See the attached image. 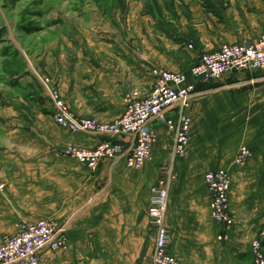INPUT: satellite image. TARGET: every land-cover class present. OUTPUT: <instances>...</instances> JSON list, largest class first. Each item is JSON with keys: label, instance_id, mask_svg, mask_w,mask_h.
I'll use <instances>...</instances> for the list:
<instances>
[{"label": "crops", "instance_id": "obj_1", "mask_svg": "<svg viewBox=\"0 0 264 264\" xmlns=\"http://www.w3.org/2000/svg\"><path fill=\"white\" fill-rule=\"evenodd\" d=\"M116 20L91 21L51 53L29 60L23 74L12 76L14 97L0 102V236L15 232L21 221L44 217L66 226V247L44 251L40 264H150L156 241L147 210L150 187L169 162L172 136L155 121L158 139L141 169L119 158L102 159L92 170L62 150L91 148L110 137L55 124L38 77H49L77 116L111 121L124 110L125 92L153 85L154 68L185 72L191 80L189 67L202 53L264 32V0H174L160 16L132 5L123 22ZM217 82L198 83L188 109L197 112L194 97L209 94L227 128L237 129L229 143L245 144L252 154L236 167L234 150L227 157L215 150L223 145L216 130L208 132L212 150L204 149L203 132L189 134L185 156L173 161L176 176L165 212L167 250L179 264L251 262L250 241L264 227V78L242 71ZM215 168L229 169L232 178L235 223L226 239L218 237L222 225L210 218L203 179Z\"/></svg>", "mask_w": 264, "mask_h": 264}, {"label": "built area", "instance_id": "obj_2", "mask_svg": "<svg viewBox=\"0 0 264 264\" xmlns=\"http://www.w3.org/2000/svg\"><path fill=\"white\" fill-rule=\"evenodd\" d=\"M189 48L191 43L187 45ZM249 71L264 78V32L254 39L221 43L216 50L202 53L189 67L188 79L185 72L154 68L153 85L146 90L130 89L125 92L124 110L111 121H100L90 117H79L65 102L57 88L45 78L38 77L43 89L52 102V120L73 133L103 134L110 139L101 140L91 148L68 145L62 150L94 170L102 159L124 158L126 166L141 169L151 159L158 136L155 121L166 126L172 143L170 158L162 175L150 187L152 195L148 206L150 222L156 229L155 245L150 264H179L177 256L168 252L169 230L165 224L166 205L169 191L176 176L173 161L183 158L190 140L191 117L187 113L189 100L195 95L200 82L221 80L228 74ZM173 111L172 114H168ZM113 137H129L127 144ZM232 163L243 165L251 150L245 144L239 145ZM209 194L210 218L222 225L218 235L226 239V233L234 225V216L229 205L231 172L226 168H215L204 173ZM3 184L0 183V189ZM12 234L0 237V264H40L44 251L65 248L67 235L65 222L54 217L36 221H21ZM264 227L250 241L253 264H264L262 248ZM133 264H141L135 262Z\"/></svg>", "mask_w": 264, "mask_h": 264}, {"label": "rangeland", "instance_id": "obj_3", "mask_svg": "<svg viewBox=\"0 0 264 264\" xmlns=\"http://www.w3.org/2000/svg\"><path fill=\"white\" fill-rule=\"evenodd\" d=\"M173 1L0 0V102L4 97H14L15 88L9 85L12 76L23 74L26 63L29 60H37L42 55L54 51L57 46L63 43V37L69 38L73 34L75 35L76 30L86 28L91 21L96 23L99 18L118 19L123 22V15L132 5L139 6L145 13H154L160 16L165 14L168 2ZM41 78L47 79L50 83L49 77ZM217 81L213 80L210 82L218 83ZM54 87L57 88L56 86ZM194 98L200 103L198 111L193 114L187 108V113L192 121L190 135L192 136L196 132H203L206 135L205 141H207L204 149L212 150L209 145L210 135H208L207 131L211 127L213 131L216 130L223 138L222 148H215V150L220 151L224 157H227L231 150L236 153L239 145L232 146L229 143V136L230 134H236L237 129L227 128L221 119L220 105L211 106L209 102L212 97L209 94L199 93ZM234 155L232 154L233 158ZM243 165L235 164L236 167H242ZM170 192L171 189L168 193L169 197L171 196ZM262 248L264 250V246ZM250 263L252 261L249 262L247 260V262L240 264Z\"/></svg>", "mask_w": 264, "mask_h": 264}, {"label": "bare ground", "instance_id": "obj_4", "mask_svg": "<svg viewBox=\"0 0 264 264\" xmlns=\"http://www.w3.org/2000/svg\"><path fill=\"white\" fill-rule=\"evenodd\" d=\"M215 129V128H214ZM208 132H211V133H214V131L212 130V128L211 127H209V130H207ZM216 135V134H215ZM219 136V135H218ZM221 136V135H220ZM216 138H217V135L215 136ZM213 144H215V143H213ZM215 148V147H214Z\"/></svg>", "mask_w": 264, "mask_h": 264}]
</instances>
